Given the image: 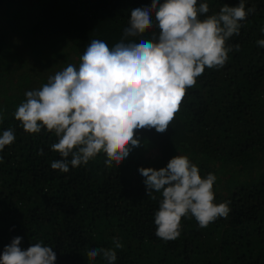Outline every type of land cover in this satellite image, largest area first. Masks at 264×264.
<instances>
[{"label": "trees", "instance_id": "trees-1", "mask_svg": "<svg viewBox=\"0 0 264 264\" xmlns=\"http://www.w3.org/2000/svg\"><path fill=\"white\" fill-rule=\"evenodd\" d=\"M238 3L209 0L207 15ZM150 4L0 0V132L11 128L16 135L0 153V254L20 237L23 250L40 241L53 247L55 264H89L88 250L113 248L118 238L124 247L116 249V264H264V48L256 43L264 39V0H246L255 11L227 41L239 51L228 54L223 68H205L164 133L134 130L141 146L118 166L106 167L101 153L68 173L53 170L61 158L51 150L54 134L25 133L13 118L27 90L68 64L78 66L93 39L109 47L120 42L131 10ZM151 31L131 39L142 42ZM178 154L202 177L217 176L215 202L227 201L230 212L206 228L182 218L181 235L164 241L155 235L159 193L152 194L156 200L146 194L137 169L158 170ZM94 264L106 262L97 257Z\"/></svg>", "mask_w": 264, "mask_h": 264}, {"label": "clouds", "instance_id": "clouds-1", "mask_svg": "<svg viewBox=\"0 0 264 264\" xmlns=\"http://www.w3.org/2000/svg\"><path fill=\"white\" fill-rule=\"evenodd\" d=\"M254 11L246 8V0L234 7L224 5L211 15H207L209 0H151L150 6L131 10L120 42L109 47L93 39L78 66L68 64L40 88L26 91L13 118L25 133L39 134L43 129L54 134L51 150L61 158L50 164L53 170L68 173L70 166H86L101 153L106 167L118 166L141 146L134 130L164 133L186 90L196 85L205 68H223L228 54L239 51L238 44L227 41L240 34L241 22ZM150 29L142 42L131 39ZM256 43L264 48V39ZM4 111L0 107V122ZM15 140L13 129L0 132V153ZM38 154L44 155L43 150ZM137 171L144 178L146 194L156 200L152 194L159 193L155 235L164 241L181 235L182 218L192 217L206 228L230 212L227 201L215 202L217 176L202 177L187 155L172 157L158 170L141 167ZM113 244V248L88 250L89 264L97 257L116 264V249L124 245L118 238ZM20 245L21 238H14L0 254V264H55L53 247L43 241L26 250Z\"/></svg>", "mask_w": 264, "mask_h": 264}, {"label": "rangeland", "instance_id": "rangeland-1", "mask_svg": "<svg viewBox=\"0 0 264 264\" xmlns=\"http://www.w3.org/2000/svg\"><path fill=\"white\" fill-rule=\"evenodd\" d=\"M16 59V56H13L12 58H11V60L13 61V60H15ZM17 64V63H16ZM74 65V64H73ZM10 68H11V66H9ZM45 71V70H44ZM12 75H13V73H11ZM44 84V82H41L40 83V87L42 86ZM32 90V89H31ZM27 91H29V90H27ZM23 101V99H21L20 100V102L18 103V105L21 103ZM0 102H2V100H0Z\"/></svg>", "mask_w": 264, "mask_h": 264}]
</instances>
